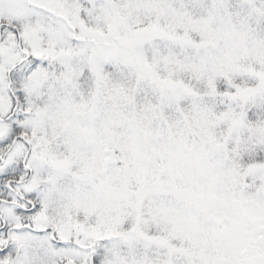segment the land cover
Instances as JSON below:
<instances>
[{
	"label": "snow or ice",
	"instance_id": "1",
	"mask_svg": "<svg viewBox=\"0 0 264 264\" xmlns=\"http://www.w3.org/2000/svg\"><path fill=\"white\" fill-rule=\"evenodd\" d=\"M0 264H264V0H0Z\"/></svg>",
	"mask_w": 264,
	"mask_h": 264
}]
</instances>
